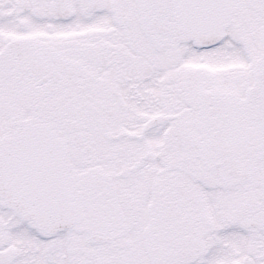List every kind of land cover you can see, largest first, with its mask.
<instances>
[{
	"label": "snow or ice",
	"instance_id": "6c2138e0",
	"mask_svg": "<svg viewBox=\"0 0 264 264\" xmlns=\"http://www.w3.org/2000/svg\"><path fill=\"white\" fill-rule=\"evenodd\" d=\"M0 264H264V0H0Z\"/></svg>",
	"mask_w": 264,
	"mask_h": 264
}]
</instances>
